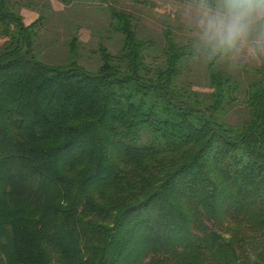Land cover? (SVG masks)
<instances>
[{
  "label": "trees",
  "instance_id": "1",
  "mask_svg": "<svg viewBox=\"0 0 264 264\" xmlns=\"http://www.w3.org/2000/svg\"><path fill=\"white\" fill-rule=\"evenodd\" d=\"M58 1L104 4L121 47L89 70L72 36L44 62L42 19L0 0V264H264V68L231 125L240 83L223 66L201 95L169 28L152 66L132 14Z\"/></svg>",
  "mask_w": 264,
  "mask_h": 264
},
{
  "label": "rangeland",
  "instance_id": "2",
  "mask_svg": "<svg viewBox=\"0 0 264 264\" xmlns=\"http://www.w3.org/2000/svg\"><path fill=\"white\" fill-rule=\"evenodd\" d=\"M12 8L20 14L26 25L40 20L37 53L41 60L50 64H62L68 56V43L72 36L79 42V61L89 70L99 67L98 47L104 45L112 53L121 47V38L112 32L110 19L104 4L78 2L64 6L58 0H10ZM178 0H110L109 4L134 16L140 34L156 42V50L150 51L147 62L155 66L162 61L160 49L163 46L162 32L170 29L175 41L187 45V37L176 14ZM2 42V41H1ZM223 69L233 74L240 83L236 94L237 103L226 114L225 121L237 125L246 116L244 107L245 91L252 81V71ZM181 82L207 95L211 92L205 66L190 63L182 73Z\"/></svg>",
  "mask_w": 264,
  "mask_h": 264
},
{
  "label": "clouds",
  "instance_id": "3",
  "mask_svg": "<svg viewBox=\"0 0 264 264\" xmlns=\"http://www.w3.org/2000/svg\"><path fill=\"white\" fill-rule=\"evenodd\" d=\"M176 14L192 63L264 68V0H178Z\"/></svg>",
  "mask_w": 264,
  "mask_h": 264
}]
</instances>
